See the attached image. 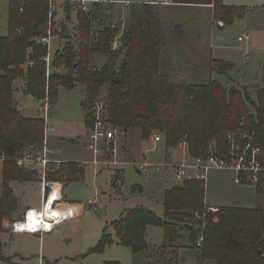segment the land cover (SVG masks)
Masks as SVG:
<instances>
[{
  "label": "trees",
  "instance_id": "1",
  "mask_svg": "<svg viewBox=\"0 0 264 264\" xmlns=\"http://www.w3.org/2000/svg\"><path fill=\"white\" fill-rule=\"evenodd\" d=\"M55 2L9 0L7 33L0 36V154L12 158L30 146L35 150L42 147L43 118L25 117L13 99L14 83L19 80L24 96L36 102L47 99L50 108L56 103L59 88L71 90L76 84L83 85L81 106L88 131L93 124L91 108L99 101L98 93L104 86V118L123 135L133 129L139 130L143 140L162 135L166 147L172 150L186 142L188 160L211 154L229 162L227 136L232 134L241 149L246 145L250 150L259 149L258 158L264 169V68L263 85L255 90V102L245 88L227 87L215 81L205 85L176 82L160 71L161 54L168 41L159 4H130L127 23L119 33L117 24L100 30L93 28L92 14L84 11L78 0H61L68 21L72 8L68 6L77 4L75 24L68 30L62 20L57 22ZM170 2L210 5L212 19L224 25L233 23L246 11L245 7L227 6L224 0ZM52 37L63 45L50 61L52 72H47L48 45L41 40ZM116 38L119 46L112 51ZM98 56L106 57L100 66L94 64ZM210 67L226 75L229 66L217 61ZM75 169L70 163L58 168L51 165L46 181L59 183L63 189L80 176L79 168ZM1 177L0 231H3V221L14 223L27 210L20 214V202L10 183L40 182V174L6 161L1 165ZM118 179L115 172L114 186ZM260 182L264 184V172L260 174ZM48 192L46 188L45 194ZM255 193L261 196L264 190L255 187ZM204 197V180H184L182 185L162 194L161 216L144 207L127 210L112 224L118 244L129 248L133 255L147 251V227L158 226L163 230V245L156 249L159 264H177L178 251L197 249L200 237L198 250L202 261L264 264V209L221 207L212 213ZM112 242L105 228L98 244L87 254L102 252Z\"/></svg>",
  "mask_w": 264,
  "mask_h": 264
},
{
  "label": "rangeland",
  "instance_id": "2",
  "mask_svg": "<svg viewBox=\"0 0 264 264\" xmlns=\"http://www.w3.org/2000/svg\"><path fill=\"white\" fill-rule=\"evenodd\" d=\"M86 1L87 12L93 16V28L100 30L105 26L117 24L120 25L119 33H121L127 23L129 8L124 4H147L153 0ZM155 1H159L157 4L161 9L163 32L168 41V46L161 54L160 70L164 72L170 68V73L167 74L176 82L184 80L190 84L205 85L215 81L227 87L246 88L251 101L255 102V90L263 85L264 51L256 46L248 47L249 61L245 60L241 50L245 44L238 42L242 29L240 20L236 18L233 23H226V27L219 30L215 27L216 21L212 19L211 11L205 6L164 8L160 4L163 0ZM8 6L9 0H0V36L7 33ZM68 7H72L69 21L65 20L61 0L55 2L57 22L62 20L68 30H72L77 4ZM255 23L264 24L253 19L246 24V27L257 32L264 31L262 25L253 27ZM248 27L247 32L250 31ZM246 43L248 44V41ZM62 45L63 43L57 37L49 39L47 51L50 61L57 51H60ZM105 60V56H98L94 64L100 66ZM209 60L227 62L229 67L226 75L218 74L214 71L215 68L211 69L210 66L215 65L216 62H209ZM207 62H209L207 66H201ZM48 71L52 72L51 63L48 65ZM14 87L13 99L21 114L32 118L40 116L39 109L42 102H36L31 97L24 96L21 91V81H15ZM83 99V85L76 84L71 90L59 88L56 103L50 108L49 124L54 126L55 133L48 135V146L60 149L57 157L61 160L69 162L78 159L79 163L91 160V155L84 148L86 135L89 132L86 131L84 137V110L81 106ZM97 100L105 102L104 86L99 90ZM103 115L105 116V113ZM120 133L110 146L115 149V156H113L115 161L125 164L102 167L70 163L76 167L75 170L80 166L83 168V174L77 175L76 180L69 182L63 193L64 201L69 206L75 207L74 214L68 210L69 217L59 226L60 229L56 226L48 233H13L11 230L13 223L6 222L7 230L0 231V264L160 263L156 249L163 245L161 227H147L148 250L133 255L129 248L118 244L112 224L127 210L137 207L147 208L161 216L162 194L167 189L182 185L184 180H175L174 170L171 168L157 170L151 167L148 173L138 174L139 170L134 167V164L176 165L183 158L188 160L187 149L184 151L180 143L173 150L166 147L164 137L158 134L164 150L161 144L154 145L151 138L143 140L137 129L131 130L126 136L121 131ZM58 141L63 143L56 146ZM115 172L119 179L114 186ZM190 177H195V174L188 173L186 179ZM234 179L233 172L209 171L205 178L204 200L218 207L237 208V203L244 205L239 206L242 208L264 207V196H258L254 186L236 185ZM1 184L0 166V188ZM10 187L20 202V214L25 209L36 211L40 209L42 203L40 182H12ZM133 188L137 189L133 192ZM36 195L39 196L38 199L35 198ZM58 205H60L59 202H56V206ZM105 228L111 234L113 242L102 252L87 254L98 244ZM177 264L216 263L211 260L202 261L198 249L182 248L178 251Z\"/></svg>",
  "mask_w": 264,
  "mask_h": 264
},
{
  "label": "built area",
  "instance_id": "3",
  "mask_svg": "<svg viewBox=\"0 0 264 264\" xmlns=\"http://www.w3.org/2000/svg\"><path fill=\"white\" fill-rule=\"evenodd\" d=\"M48 1L52 2L54 0ZM170 1L171 0H163V2L161 1L160 4L166 5L167 3H170ZM78 2L80 7L84 11L88 10L86 6V0H78ZM214 23L217 27L220 28H223L225 26L221 21H216ZM248 39V34H241V36L238 38V42L247 41ZM48 42L49 38H44L41 40V43L44 45H48ZM118 46L119 40L116 38L112 43L111 50H116ZM45 62L48 68V65L50 63L48 57H46ZM103 109L104 103L102 101L95 102L91 108L93 124L92 128L89 130L85 142V150L88 154L91 155V160L83 163L102 167L124 165L125 163H118L115 161V159L113 158V156H115V149L110 146V144L113 143L121 133L118 129L111 127L106 122V119L103 115ZM39 114L43 118L45 124L41 149L35 150L32 146H30L27 150L17 153L12 158L0 154V165H2L6 161H13L18 168L34 169L37 170L40 174V184L42 191L41 207L38 211L33 209L26 210L22 215L24 220L22 222L17 220L12 224L11 230L13 233H48L56 226L62 224L69 217L68 211L60 209L58 206H56V202H59V204H61L62 197L60 195L61 190L59 192V188L62 187V185L59 183H49L46 181V175L49 166L53 165L55 166V168H58L60 165L66 164L65 162L56 158L55 153L51 152L47 147V134L53 132V128L49 124L50 107L47 99L42 102L39 109ZM239 138L241 139L242 136ZM154 141L160 142L161 139L159 136L154 135ZM227 141L230 145L231 159L229 162L225 161L222 158H219L218 156L210 154L206 157H200L193 160H182L179 164L176 165H168L165 163L149 165L148 163H142L134 164V167H136L139 172L145 173H148L151 167L157 170L161 168H171L174 170V179L178 181L185 180L187 174L190 172L196 174L195 179L205 181L206 174L209 171H228L235 173V184L252 185L256 188L264 190V184L260 182V174L264 172V169L261 167L258 158L260 153L259 149L250 150L249 145H246L244 149H241L239 145L235 144V138L232 134H229L227 136ZM180 145L183 146V150L185 151L186 142L182 141ZM46 188L49 189L47 195L45 194ZM56 188H58V198L55 200V202H51L53 206L51 211H55L58 214L57 216H52L48 214L47 206L52 194L55 193L54 189ZM208 211L215 213L217 212V209L208 208ZM31 212H34L40 226L35 229H24L23 226L27 224ZM44 222L48 223L50 225V228H45ZM18 225H22V227L18 228ZM201 243L202 237L197 240L196 247L200 248Z\"/></svg>",
  "mask_w": 264,
  "mask_h": 264
},
{
  "label": "crops",
  "instance_id": "4",
  "mask_svg": "<svg viewBox=\"0 0 264 264\" xmlns=\"http://www.w3.org/2000/svg\"><path fill=\"white\" fill-rule=\"evenodd\" d=\"M157 2H159V1L153 0V1H150L149 4H156ZM224 4L227 5V6H237V7H245L246 8V11L241 15V17H239L237 19H239L240 20V24H242L241 34H248L249 35V39L247 40L248 44L246 43L247 41L239 42L240 44H245L242 47L241 50H242V53H243V56H244L245 60L249 61V53H248L249 49H248V47L249 48H254L253 46H256V47L259 48V50L264 51V31H260V32L258 31L257 32V31H254L253 29H250V27L247 26L249 28V30H250V31L247 32V27H246V24L249 21L253 20V19H257V21L259 23H263L264 22V0H234V2H233V0H224ZM129 5H130L129 3H125L124 4V6H126V7H129ZM162 6H164V8L165 7H171V6H184V7H188V8H190V7H192V8L202 7V6H198V5H175V4H172L171 2L167 3L166 5L164 4ZM205 8L209 9L211 11V14H212V7L210 5L205 6ZM55 15H57V12H55ZM260 17H262V18H260ZM257 25H262V24L255 23V25L253 27H255ZM262 26L264 27V24ZM215 27L217 29H219V30H223L226 27V24H225V26L223 28L217 27L216 25H215ZM212 61H214V60H209V62H212ZM209 62H207L205 64H201V66H207L209 64ZM160 68H161V65H160ZM47 72H49V71H47ZM164 72H162V73H164V74L170 73V68L167 69ZM167 75H169V74H167ZM50 126L53 128V132L48 133L47 137H48L49 134H54L55 133L54 126L52 124ZM86 131H88V130H86V128H85L84 137H85ZM127 134H125L124 136H126ZM87 135H88V133H87ZM151 141H152V143L154 145L161 144V142H155L154 141V136L151 137ZM61 143H63V141H58L56 146H59ZM161 145L163 147L162 149L164 150V145L163 144H161ZM47 147H48V149L51 152L55 153L56 158H58L57 154L60 152V149L58 150V148L56 149V148H52V147L49 148V146H48V138H47ZM84 148H85V144H84ZM59 160H61V159H59ZM182 160H185V158H183ZM61 161L65 162L66 164L67 163H75V164L77 163L79 165L83 164V163H79L78 159L74 160V161H69V162L68 161H64V160H61ZM79 172H80L81 175L83 174L82 166L79 167ZM137 173L139 174L140 172L138 171ZM195 176H196V174H195ZM190 179H195V177H190L189 179L187 178L185 180H190ZM204 183H205V181H204ZM236 185L241 186V185H246V184H236ZM65 188H66V186H64L63 189H62V187L59 188V192L61 190L60 195H61L63 201L61 200V204L58 205V207L60 209L66 210V211L70 210V211L73 212L75 210V207L74 206H69V204L66 203V201H64L63 193H64V189ZM57 189L58 188L54 189V190H56L55 193L58 192ZM237 189H239V188H237ZM261 196H264V195H261ZM35 198L38 199L39 196L36 195ZM259 198L261 199L262 197H259ZM205 204L209 208H215V209L221 208V206L218 207V206L212 205V204H210L209 202H206V201H205ZM239 206H244V205H241V203H237V208H242V207H239ZM231 208H233V207H231ZM260 208L264 209V207H260ZM73 214H74V212H73ZM5 224H6V221H3V223H2L3 229L7 230ZM61 225L62 224H60L59 226H61ZM59 226H58V228L60 229Z\"/></svg>",
  "mask_w": 264,
  "mask_h": 264
},
{
  "label": "bare ground",
  "instance_id": "5",
  "mask_svg": "<svg viewBox=\"0 0 264 264\" xmlns=\"http://www.w3.org/2000/svg\"><path fill=\"white\" fill-rule=\"evenodd\" d=\"M54 191H56V190H54ZM57 191H58V189H57ZM57 198H58V192L53 193L52 196H51V198H50V201L48 202V204L50 205L51 202H55V200H56ZM51 209H52V208H51ZM51 209L48 208V214H50V215H52V216H57L58 213L55 212V211H51ZM50 215H48V216H50ZM48 218H49V217H48ZM44 223H45V222H44ZM38 226H40V224H39L37 218L35 217L34 212H31L30 215H29V219H28L27 224H25L23 227H24V229H35V228H38ZM44 226H45V228H46V227H47V228H50V225H49L48 223H45ZM17 227H18V228H21L22 225H18Z\"/></svg>",
  "mask_w": 264,
  "mask_h": 264
},
{
  "label": "water",
  "instance_id": "6",
  "mask_svg": "<svg viewBox=\"0 0 264 264\" xmlns=\"http://www.w3.org/2000/svg\"><path fill=\"white\" fill-rule=\"evenodd\" d=\"M52 207H53V206H52V203H51L50 205L48 204V206H47V210H48V208L51 209ZM23 220H24L23 216H20V217L18 218V221H21V222H22Z\"/></svg>",
  "mask_w": 264,
  "mask_h": 264
}]
</instances>
